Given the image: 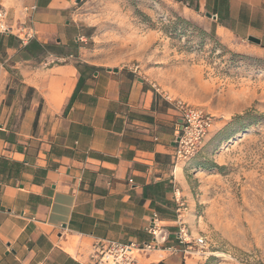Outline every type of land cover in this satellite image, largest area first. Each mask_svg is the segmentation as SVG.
I'll use <instances>...</instances> for the list:
<instances>
[{"label": "crops", "instance_id": "crops-1", "mask_svg": "<svg viewBox=\"0 0 264 264\" xmlns=\"http://www.w3.org/2000/svg\"><path fill=\"white\" fill-rule=\"evenodd\" d=\"M175 1L264 47V0ZM76 2L0 0L14 19L37 6L30 42L0 34V264H88L97 241H151L153 213L166 240L142 264H185L172 200L175 186L187 195L173 170L178 115L147 78L65 60Z\"/></svg>", "mask_w": 264, "mask_h": 264}, {"label": "rangeland", "instance_id": "rangeland-1", "mask_svg": "<svg viewBox=\"0 0 264 264\" xmlns=\"http://www.w3.org/2000/svg\"><path fill=\"white\" fill-rule=\"evenodd\" d=\"M71 19L66 61L138 65L135 75L166 100L214 116L201 147L179 164L183 220L191 239L205 238L190 244L185 264H264V47L217 33L211 16L175 0H77Z\"/></svg>", "mask_w": 264, "mask_h": 264}, {"label": "built area", "instance_id": "built-area-1", "mask_svg": "<svg viewBox=\"0 0 264 264\" xmlns=\"http://www.w3.org/2000/svg\"><path fill=\"white\" fill-rule=\"evenodd\" d=\"M35 3L23 4L20 9V17L14 19L10 16L6 6L0 5V34L12 35L18 39L21 45L30 42L35 32L33 29L32 13L36 10ZM128 69L133 74H139V66L131 65ZM177 112L179 121L175 128L173 145V170L189 161L201 147L214 122V116L205 111L201 106L183 101L181 99L168 100ZM132 181L131 179L129 180ZM172 200L175 205L177 221V240L185 250L195 246H203L205 238L198 236L191 239L188 227L183 220L188 209L187 200L182 194L181 188H173ZM144 230L153 239L148 242H119L115 240H101L95 242L89 253L88 264H142L152 250L163 245L166 235L162 230L158 216L153 213ZM174 250L172 246L167 247Z\"/></svg>", "mask_w": 264, "mask_h": 264}, {"label": "water", "instance_id": "water-1", "mask_svg": "<svg viewBox=\"0 0 264 264\" xmlns=\"http://www.w3.org/2000/svg\"><path fill=\"white\" fill-rule=\"evenodd\" d=\"M207 16H209L210 17V14H206ZM247 40L248 41H251V42H253V43H255V44H260V39L259 38H256V37H254V36H248L247 37ZM108 70H112V71H117V68H107ZM173 145H174V142H173Z\"/></svg>", "mask_w": 264, "mask_h": 264}]
</instances>
